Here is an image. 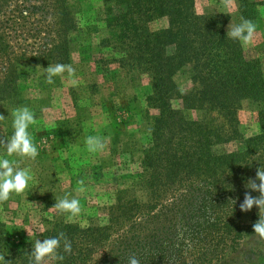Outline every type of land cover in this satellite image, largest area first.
<instances>
[{"label": "trees", "instance_id": "1", "mask_svg": "<svg viewBox=\"0 0 264 264\" xmlns=\"http://www.w3.org/2000/svg\"><path fill=\"white\" fill-rule=\"evenodd\" d=\"M235 1L240 20L256 17L255 0ZM101 3L96 15L99 24L84 26L86 32L101 35L93 62L101 71L109 64L117 67V74L104 75V83L114 85L118 92L112 96L122 95L121 83H130L135 95L127 103L143 104L130 115L141 135L137 183L133 190L115 191L108 220L131 223L142 218L144 223L153 221L156 225L114 242L92 264H128L131 255L140 264H211L226 254V245L230 255L244 230L253 229L240 224L239 204L248 191V179H255L256 169L264 168V37L255 47L256 55H245L238 41L220 32L215 16L192 13L191 0ZM54 4V43L49 48L45 43L35 49L30 46V54L22 50L20 61L47 65L67 57L66 35L76 28L70 13L75 5L69 0ZM157 18H165L167 28L151 30L149 23ZM7 48L0 36V53ZM185 68L191 88L179 93L173 76ZM12 81L9 77L0 79V103L6 107L17 103H13L17 93ZM173 100L181 101L182 110L172 108ZM72 101L74 118L66 122L76 126L90 112L91 103L75 96ZM108 103L110 109L102 105L113 117L108 110L112 113L114 106ZM242 105L254 115L257 128L254 135L245 138L237 117ZM189 110L197 111L199 119L188 120L184 112ZM58 126L56 131H60ZM231 143L238 146L226 150ZM137 192L143 193L144 201L135 198ZM230 199L236 204L232 206ZM46 224L52 227L42 234L45 239L63 232L71 245L84 232L90 240L101 239L114 228L111 224L82 231L57 221ZM60 252L63 254L62 247ZM0 253L10 264L27 262L2 223Z\"/></svg>", "mask_w": 264, "mask_h": 264}, {"label": "rangeland", "instance_id": "2", "mask_svg": "<svg viewBox=\"0 0 264 264\" xmlns=\"http://www.w3.org/2000/svg\"><path fill=\"white\" fill-rule=\"evenodd\" d=\"M55 1L0 0V36L8 46L0 53V72L4 71L0 79L13 78L11 85L17 93L13 101L17 103L12 107L0 103V115L6 118L0 121V140H7L13 133V110L26 106L34 112L37 121L29 127V132L39 152L36 159L31 160L16 155L8 156L0 146V157L17 162L19 168L29 169L32 175L24 193H13L8 201L0 203V223L11 235L12 244L19 245L26 264H29L28 254L35 240L45 239L42 234L52 227L46 221L77 226L82 231L91 226L106 227L114 224V228L105 238L90 240L85 232L84 236L79 234V238L72 245V253H63V261L45 262L92 264L114 242L124 236L139 235L143 228L150 229L156 225H153V221L144 223L142 218L131 223L108 220L110 207L115 204V191L133 190V185L137 183L135 173L140 172L141 135L130 115L133 108H143V104L140 101L127 103L135 95L130 83H121L122 95L112 96L118 92L114 85L104 83V75L117 74V67L109 64L101 71L93 62L92 57L97 51L95 46L101 35L86 32L84 26L99 24L96 15L102 8L101 0H69L75 5L70 13L76 28L66 35L68 53L59 63L72 65L76 70L75 77L69 78L64 73L63 76L54 77L53 84H47L42 70L57 64L56 61L32 66L19 60L22 50L30 54L33 52L32 48L35 49L41 43H45L47 48L54 43V31L57 28L54 25ZM255 1L258 5L256 17L251 20L256 24L253 40L249 44L238 41L245 55L255 54V47L264 37V0ZM30 7L36 10L32 12ZM191 10L198 17L215 16L213 19L219 22L220 32L228 39H231L227 36L229 25L234 26L241 22L235 0L230 3H226V0H191ZM149 28L154 31L167 28L166 19L153 20L149 23ZM261 62L264 71L263 55ZM187 70H179L173 76L179 93H185L191 88V82L185 73ZM74 96L84 98L88 101L87 104L91 103L90 112L83 115L76 126L66 122L74 118ZM109 101L114 106V111L111 113L108 110V114H113V117L107 115V108L102 105L103 103L110 109ZM171 106L174 110H182L180 100H173ZM241 107L237 117L240 133L245 138L254 135L257 128L254 115L244 105ZM184 114L191 121L200 117L197 111L192 110L185 111ZM57 126L61 127L60 131L55 130ZM89 136L104 138V149L96 153L89 152L85 143ZM237 146V143H231L225 149L232 151ZM81 179L84 180L86 188L83 193L76 191L77 181ZM65 195L69 199L79 200L82 210L78 216L70 218L67 213L50 209L55 201ZM135 198L138 201L145 200L141 192L135 193ZM259 217L264 218V212L259 213V209L254 206L248 212H241L239 222L248 227ZM116 228L119 230L114 231ZM244 231L235 241L233 252L228 255L226 245V254L217 257L211 264H264V239L256 238L253 229Z\"/></svg>", "mask_w": 264, "mask_h": 264}, {"label": "clouds", "instance_id": "3", "mask_svg": "<svg viewBox=\"0 0 264 264\" xmlns=\"http://www.w3.org/2000/svg\"><path fill=\"white\" fill-rule=\"evenodd\" d=\"M231 0H226L230 3ZM256 32V24L248 19L241 17V22L234 26L228 27L227 36L233 40L249 44ZM45 74V82L53 84L54 77L63 76L67 73L69 78L75 77L76 70L70 64L57 63L49 65L42 70ZM12 128L13 133L7 140H0V146L3 147L8 156L16 155L22 158L35 160L39 152L33 143V138L29 132V127L37 123L34 112L28 107H18L12 112ZM0 115V121L5 120ZM87 150L91 153L102 151L105 147L104 138L98 136H89L86 138ZM32 179L29 169H21L18 163L10 161L7 158L0 157V203H4L10 199L11 194L20 195L24 193L28 187L29 181ZM243 201L239 204L241 212H248L254 206L260 212H264V168H257L255 179H248ZM76 191L83 193L86 191L84 180L77 181ZM251 192H256L258 196H252ZM232 206L236 204V200L230 199ZM60 213H67L71 217H76L81 213V205L78 199H69L67 195L55 201L52 208ZM253 234L256 238L264 239V218H260L252 225ZM63 253L71 254L72 245L67 239L65 233L61 232L55 237L43 240L37 239L31 249L29 255V264H45L46 261L56 262L63 261ZM0 264H10L5 260V255L0 253ZM128 264H140V260L131 255L128 257Z\"/></svg>", "mask_w": 264, "mask_h": 264}]
</instances>
